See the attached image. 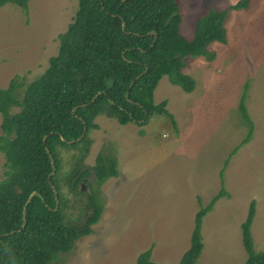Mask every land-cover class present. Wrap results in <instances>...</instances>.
<instances>
[{
	"label": "rangeland",
	"instance_id": "374dc122",
	"mask_svg": "<svg viewBox=\"0 0 264 264\" xmlns=\"http://www.w3.org/2000/svg\"><path fill=\"white\" fill-rule=\"evenodd\" d=\"M238 1L177 0L180 33L192 39L202 15ZM76 8L77 0H29L26 11L14 4L0 8V87L14 75L30 81L43 72ZM224 27L226 42L209 44L213 59L191 56L183 67L195 79L192 92L167 75L158 81L153 101L166 100L174 122L166 114L125 125L95 117L98 127L89 130L79 165L89 170L95 155L108 149L120 175L100 187L104 212L91 232L50 264H136L150 246L153 261L176 264L191 243L197 213L221 190L202 219L204 246L195 264H243L241 223L252 202L253 248H264V0L230 10ZM245 84L248 118L239 107ZM249 121L252 134L241 144ZM72 153L78 154L64 152V170ZM4 171L0 152V180Z\"/></svg>",
	"mask_w": 264,
	"mask_h": 264
},
{
	"label": "trees",
	"instance_id": "16d2710c",
	"mask_svg": "<svg viewBox=\"0 0 264 264\" xmlns=\"http://www.w3.org/2000/svg\"><path fill=\"white\" fill-rule=\"evenodd\" d=\"M28 2L0 0V8L14 4L26 11ZM248 3L240 0L222 10L210 9L198 20L195 36L187 39L179 30L177 0H77L43 72L30 81L14 75L6 87H0V152L5 156L0 180V264H50L79 236L91 232L92 223L104 212L100 187L120 175L118 158L108 149L95 155L89 170L79 165L90 143L88 132L98 127L95 117L104 115L125 125L145 124L154 114H166L174 122L166 100L153 101L158 81L167 75L173 84L192 92L195 79L183 72L189 57L213 59L208 47L213 41L226 42L228 12ZM150 30L156 32L155 40L147 34ZM145 65L147 70L136 78ZM109 78L114 82L107 87ZM247 88L245 84L239 102L246 118ZM14 107L18 109L13 111ZM248 123L241 144L252 134ZM68 150L78 154H70L71 166L64 170ZM33 192L39 196L27 203ZM224 194L221 190L197 213L191 243L176 264L197 262L204 246L202 219ZM254 213L252 202L241 223L247 251L243 264H264V248H253ZM151 249L142 250L136 264H164L152 260Z\"/></svg>",
	"mask_w": 264,
	"mask_h": 264
},
{
	"label": "water",
	"instance_id": "95a60500",
	"mask_svg": "<svg viewBox=\"0 0 264 264\" xmlns=\"http://www.w3.org/2000/svg\"><path fill=\"white\" fill-rule=\"evenodd\" d=\"M124 28H125V22L123 21V29H124ZM147 34L154 35V40H155V38H156V32H155L154 30H150V31H148ZM146 70H147V66L145 65L143 72L140 73L139 75H137L136 78H140ZM113 82H114L113 79H111V78L107 79V80H106V86H107V87L112 86V85H113ZM74 109H75V108H73V110H74ZM83 131H84V126H82V131H81L79 137L82 135ZM79 137H78V138H79ZM78 138H76V140H77ZM73 141H74V140H69L68 142L71 143V142H73ZM51 163H53L52 159H51ZM53 171H54V168L52 167V172L49 174V176H51V174L53 173ZM49 176H48V177H49ZM53 192H54V194H55V190H54V189H53ZM34 196H39V194H38L37 192H33V193L29 196V198H28V200H27V203H28V202L30 201V199L33 198ZM57 207H58V201H57V199H56V204H55V209H54V210H56ZM24 223H25V219H24V211H23V222H22V225H24Z\"/></svg>",
	"mask_w": 264,
	"mask_h": 264
}]
</instances>
